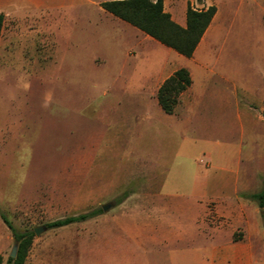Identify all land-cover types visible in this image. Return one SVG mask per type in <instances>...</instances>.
Returning a JSON list of instances; mask_svg holds the SVG:
<instances>
[{
    "label": "rangeland",
    "instance_id": "1",
    "mask_svg": "<svg viewBox=\"0 0 264 264\" xmlns=\"http://www.w3.org/2000/svg\"><path fill=\"white\" fill-rule=\"evenodd\" d=\"M91 1L54 2L58 22L44 11L5 13L4 264L16 241L1 214L22 231L98 208L101 213L88 220L34 233L25 264H206L209 248L231 234L264 255V208L257 205L245 229L237 215L216 213L209 195L213 183L215 194L232 202L248 179L255 185L259 172L264 177V159L251 149L249 124L242 122L264 121V0H165L181 22L189 5L217 6L190 58L127 23L114 29L97 8L100 0ZM166 63L169 75L187 67L194 83L171 114L157 96L150 98L146 79L149 68ZM221 148L225 155L220 151L218 158H227L231 171L216 179L223 173L211 152L216 156ZM250 194L240 191L239 203L257 204ZM197 213L199 224L192 219ZM152 224L168 231V243L151 239L161 235Z\"/></svg>",
    "mask_w": 264,
    "mask_h": 264
},
{
    "label": "trees",
    "instance_id": "2",
    "mask_svg": "<svg viewBox=\"0 0 264 264\" xmlns=\"http://www.w3.org/2000/svg\"><path fill=\"white\" fill-rule=\"evenodd\" d=\"M165 0H106L101 6L142 30L160 43L191 57L195 53L205 32L217 13V6L212 4L203 9L187 7L186 25L176 22L170 12L165 10ZM5 16L0 13V38L4 26ZM193 83V78L187 67H179L162 83L157 92V100L161 108L168 114L174 112L180 101V95ZM258 200L260 207H264V184L262 189L251 195ZM101 208L67 216L47 223V227H61L75 222L85 221L101 213ZM4 222L9 226L13 237L18 243L15 257L8 256L5 264H25L29 248L35 231L32 229L17 230L12 222L1 214ZM0 264L4 258L0 255Z\"/></svg>",
    "mask_w": 264,
    "mask_h": 264
},
{
    "label": "crops",
    "instance_id": "3",
    "mask_svg": "<svg viewBox=\"0 0 264 264\" xmlns=\"http://www.w3.org/2000/svg\"><path fill=\"white\" fill-rule=\"evenodd\" d=\"M58 1L59 2L61 1L62 3H69V6H74V2L76 0H0V13L4 14L5 19H6L5 13L7 11H10V10L19 9V10H24L27 13L36 12V11H39V12L40 11H44L45 13H48L50 16L55 17L56 21L58 22L57 16L55 15V12L51 11L53 9V7H56L54 2H58ZM85 1L87 3L89 2V5H92V3H93V1H91V0H85ZM103 1H106V0H100V2L98 3V7L97 8L100 9L102 12L104 11L105 14H106V18L109 19V21H112L115 24L114 29H116L115 28L116 25H120L123 22L127 23L128 25L131 26L130 23L122 20L121 18H119V17L113 15L112 13H110L109 11L105 10L101 6V2H103ZM164 5H165V1H164ZM58 8H60V7L57 6V9ZM186 11H187V9H186ZM184 16H185V20L182 21V22L179 21V20H175L173 18V16H172V18L176 22L181 24L182 26H185L186 25V13L184 14ZM114 21H118V23H116ZM4 24H5V21H4ZM131 27L141 31V33H145V32H143L142 30L138 29L137 27H135L133 25ZM118 30H119V34L122 35L119 27H118ZM146 35H148V34H146ZM114 38H115V36H114ZM179 54L184 56V57H186V58H190V57H187V56H185V55H183L181 53H179ZM181 67H183V66H181ZM168 69H169L168 63H166L165 65L162 64L160 67H154V68H149L148 69L149 73H148V75L146 74V79L148 77L150 78V92H149L150 93L149 94L150 98H152V97L155 98V96H157L158 89L160 88L162 83L165 81L166 78H168L171 74H173L175 72V70H177L178 68L175 69L170 75H169ZM191 76H192V74H191ZM259 79H260L261 82H264V69H261V71L259 72ZM192 84H194V83H192ZM135 85H136V83H135ZM190 87L188 89H190ZM141 88L145 89V85L144 86L141 85ZM188 89L185 90L183 92V94L186 91H188ZM142 95H145V94H142ZM246 121H247V125L249 124V126L247 127L246 130H247L248 134H250L249 135V140H250V144H251V149L258 152L260 159H262V158L264 159V156L262 155L263 152H264V121L251 122V121H249L248 118H245V120H242V122H244V123ZM151 128H153V126H151ZM243 145H244V143H242L241 149L243 148ZM241 149L239 147V151H241ZM220 151L224 152L223 148L219 149V151L216 152L217 153L216 156H215L214 153L211 152L212 157L215 160V166L214 167L215 168H219L222 171V173H223V171H231V167H227V166L224 165V162L228 161L227 158H224L222 160H220V158H218V153ZM224 155H225V152H224ZM252 160H255V159H252ZM225 175H226V173H223V175H220V176H214V175L213 176L216 179H222V178L225 177ZM258 176H259L260 181H256L254 183L255 185L251 184L252 183L251 181H253V180L248 179L247 180V184L244 186V189L236 190L235 194H234L235 199L232 200V202H227L221 196H219L218 194H215V192L213 190V188H214L213 187V183L210 180H207L205 182V184L208 183V182L212 183V185H211V193L209 195L213 196L214 199L217 201V204H216V207H215L216 213H218L220 215H224V214L237 215V223L243 225L244 228L247 229L248 224H249V215L256 211L257 205L260 207V205L258 203V200L253 198V197H251L252 194L259 192L262 189V187H263L264 177H263V175H261L260 172L258 173ZM205 184H204V186H205ZM245 190L251 191L250 198L256 200L257 204H252L251 205L248 202L239 203L238 198H241L240 195H239V192L240 191H245ZM161 193H162L161 194L162 196L167 195V194H165L164 189H163V191ZM207 195H208V192L205 190L204 192L201 193L200 197L197 198V201L201 197H205ZM260 208H264V207H260ZM155 212H159L158 208L157 209H153L149 213L150 214H154ZM192 219L197 224H199L198 223L199 222L198 213L196 215H194ZM159 220L160 219L157 218V220L154 221V222H157L155 224L159 225L160 224ZM152 225H150V226L153 228V230H155L156 232L161 233V235L160 234H151L150 235L151 239L153 241H156L159 238H161L163 240V242H167L168 243L170 241V236H169L168 231L165 234L162 227L159 230V226L158 225H154V224H152ZM217 235L218 234L216 232V236ZM232 235L233 234H231L229 236H226L223 239L221 238L220 241H217L216 243H214L209 248V250L207 252V255L205 256L206 264H260V262L262 264H264V255H261L259 253L258 254L255 253L253 246H250V245L245 244L243 242H235V241H233ZM220 236L222 237V235H219V238H220ZM137 239L138 238H136L135 240H137ZM136 243H139V242L137 241ZM198 260H200V259L198 258Z\"/></svg>",
    "mask_w": 264,
    "mask_h": 264
},
{
    "label": "water",
    "instance_id": "4",
    "mask_svg": "<svg viewBox=\"0 0 264 264\" xmlns=\"http://www.w3.org/2000/svg\"><path fill=\"white\" fill-rule=\"evenodd\" d=\"M110 207H112L111 203L103 205V209L105 211L108 210ZM46 228H47L46 226H35L34 231H35L36 235H39L41 232L46 230ZM17 250H18V243H15L13 248H12V251L10 253V256L15 257L17 254Z\"/></svg>",
    "mask_w": 264,
    "mask_h": 264
}]
</instances>
